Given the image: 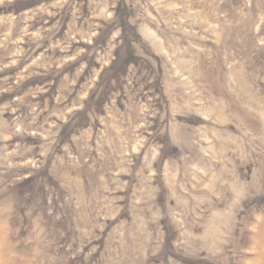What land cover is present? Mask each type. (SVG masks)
I'll list each match as a JSON object with an SVG mask.
<instances>
[{
    "label": "rangeland",
    "instance_id": "374dc122",
    "mask_svg": "<svg viewBox=\"0 0 264 264\" xmlns=\"http://www.w3.org/2000/svg\"><path fill=\"white\" fill-rule=\"evenodd\" d=\"M0 264H264V0H0Z\"/></svg>",
    "mask_w": 264,
    "mask_h": 264
}]
</instances>
